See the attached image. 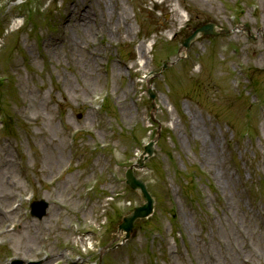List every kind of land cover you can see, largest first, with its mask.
I'll use <instances>...</instances> for the list:
<instances>
[{"label":"rangeland","instance_id":"374dc122","mask_svg":"<svg viewBox=\"0 0 264 264\" xmlns=\"http://www.w3.org/2000/svg\"><path fill=\"white\" fill-rule=\"evenodd\" d=\"M22 1L0 0V264H264V0ZM207 23L234 31L179 53ZM151 113L154 216L111 250Z\"/></svg>","mask_w":264,"mask_h":264},{"label":"water","instance_id":"95a60500","mask_svg":"<svg viewBox=\"0 0 264 264\" xmlns=\"http://www.w3.org/2000/svg\"><path fill=\"white\" fill-rule=\"evenodd\" d=\"M248 33L249 30L246 28ZM226 30H217L213 24H207L197 29L190 37H188L182 44L181 50H186L189 45L202 36H219L221 34H227ZM180 50V51H181ZM153 77H156L154 75ZM149 97L154 100L155 96L148 88ZM154 107V105H153ZM155 141H152L148 146L144 148L142 159L138 162L137 167L141 168L146 160L153 156ZM126 185L129 186L136 194L139 195L143 201V205L140 208L135 209L131 214L123 218V223L119 227V231H125L127 233L126 238L129 236V232L132 230L134 222L149 217L153 211L154 200L149 194L144 182L136 179L133 175L132 168L128 169L125 174ZM46 205L41 203H35L31 206V214L37 218H41L45 214Z\"/></svg>","mask_w":264,"mask_h":264},{"label":"bare ground","instance_id":"6f19581e","mask_svg":"<svg viewBox=\"0 0 264 264\" xmlns=\"http://www.w3.org/2000/svg\"><path fill=\"white\" fill-rule=\"evenodd\" d=\"M84 14H85V12H84ZM73 17V16H72ZM84 16H83V14L81 15V17L79 18L80 20H81V25L82 24H85V23H87V20H83L84 18H83ZM14 185V184H13ZM10 190H11V187H10V185L7 187V189H6V193H5V200H8L10 197H11V194L9 193L10 192ZM16 192V189H15V185H14V193ZM2 215H3V212L0 210V216L2 217ZM46 258H48V257H46ZM48 261H52L51 259L50 260H48Z\"/></svg>","mask_w":264,"mask_h":264}]
</instances>
